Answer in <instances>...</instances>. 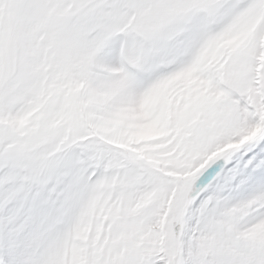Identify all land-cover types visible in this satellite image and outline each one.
I'll use <instances>...</instances> for the list:
<instances>
[{"label":"snow or ice","instance_id":"snow-or-ice-1","mask_svg":"<svg viewBox=\"0 0 264 264\" xmlns=\"http://www.w3.org/2000/svg\"><path fill=\"white\" fill-rule=\"evenodd\" d=\"M149 7L180 54L102 88L89 42ZM0 264H264V0H0Z\"/></svg>","mask_w":264,"mask_h":264},{"label":"rangeland","instance_id":"rangeland-1","mask_svg":"<svg viewBox=\"0 0 264 264\" xmlns=\"http://www.w3.org/2000/svg\"><path fill=\"white\" fill-rule=\"evenodd\" d=\"M142 0L146 5L174 7L191 0ZM119 6V0H114ZM156 9L149 7L141 20L132 17L126 20L114 19L111 29L107 27L87 46V60L96 69L99 85L107 87L106 79L118 75L117 70L108 69L100 61L118 54L124 67L136 81L142 74H148L175 62L186 39V29L191 25L189 17L180 15H156ZM211 23V20L207 21ZM175 56V57H174ZM172 80L161 83L157 92L178 88Z\"/></svg>","mask_w":264,"mask_h":264},{"label":"bare ground","instance_id":"bare-ground-1","mask_svg":"<svg viewBox=\"0 0 264 264\" xmlns=\"http://www.w3.org/2000/svg\"><path fill=\"white\" fill-rule=\"evenodd\" d=\"M173 1H175L174 4L178 2L176 0H173ZM113 23L114 22H111L107 26V29H111ZM100 62L102 65H105L108 69L118 71L117 76L105 80L107 87L118 88L123 84L135 81L132 78V76L129 74L128 70L124 67V64L118 54L105 58Z\"/></svg>","mask_w":264,"mask_h":264}]
</instances>
